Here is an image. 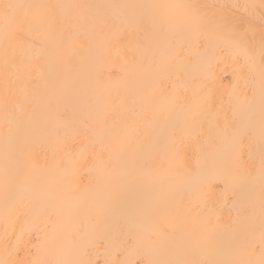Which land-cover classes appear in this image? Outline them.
Here are the masks:
<instances>
[{
  "label": "bare ground",
  "instance_id": "1",
  "mask_svg": "<svg viewBox=\"0 0 264 264\" xmlns=\"http://www.w3.org/2000/svg\"><path fill=\"white\" fill-rule=\"evenodd\" d=\"M3 3L44 7L0 18V264H264V0ZM149 4L190 5L189 35Z\"/></svg>",
  "mask_w": 264,
  "mask_h": 264
},
{
  "label": "snow or ice",
  "instance_id": "2",
  "mask_svg": "<svg viewBox=\"0 0 264 264\" xmlns=\"http://www.w3.org/2000/svg\"><path fill=\"white\" fill-rule=\"evenodd\" d=\"M44 6L40 5H22L18 3H3L0 4V18L3 19L5 26H15L19 32L21 26L30 18L32 20L42 22L43 15L39 11L33 12V9H40ZM151 10L145 17L149 24L150 30L160 38H186L190 31L193 16L188 11L190 5H164V4H149L139 6ZM202 32L206 29L201 28ZM262 45H264V37H262ZM140 115V113H136ZM121 148L123 142L118 141ZM238 162L243 164L244 161L238 156ZM151 166L158 171L167 172L171 170L170 162L166 155L155 151ZM139 161H129V167L135 168ZM165 165H168L166 168ZM261 167L264 169V147H262ZM166 207L164 205H153L142 203L138 207L136 214V227L140 233L153 234L158 231L164 223L166 215Z\"/></svg>",
  "mask_w": 264,
  "mask_h": 264
}]
</instances>
